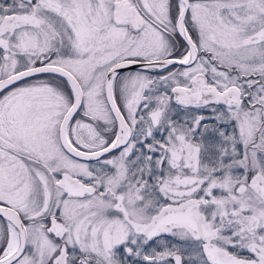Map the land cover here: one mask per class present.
<instances>
[{
	"label": "snow or ice",
	"instance_id": "1",
	"mask_svg": "<svg viewBox=\"0 0 264 264\" xmlns=\"http://www.w3.org/2000/svg\"><path fill=\"white\" fill-rule=\"evenodd\" d=\"M0 264H264V0H0Z\"/></svg>",
	"mask_w": 264,
	"mask_h": 264
}]
</instances>
